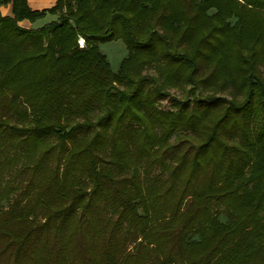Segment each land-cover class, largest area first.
<instances>
[{"label":"trees","instance_id":"obj_1","mask_svg":"<svg viewBox=\"0 0 264 264\" xmlns=\"http://www.w3.org/2000/svg\"><path fill=\"white\" fill-rule=\"evenodd\" d=\"M0 264H264V0H0Z\"/></svg>","mask_w":264,"mask_h":264},{"label":"rangeland","instance_id":"obj_2","mask_svg":"<svg viewBox=\"0 0 264 264\" xmlns=\"http://www.w3.org/2000/svg\"><path fill=\"white\" fill-rule=\"evenodd\" d=\"M79 46L83 47L85 42L82 38L79 39ZM101 52L107 57L111 64L112 69L116 72L119 70L122 60L127 56L126 46L122 41H112L108 43H102L99 45ZM174 96H182L181 91L171 90ZM228 96V93H225ZM171 98H166L161 102V107L163 109L171 108Z\"/></svg>","mask_w":264,"mask_h":264},{"label":"crops","instance_id":"obj_3","mask_svg":"<svg viewBox=\"0 0 264 264\" xmlns=\"http://www.w3.org/2000/svg\"><path fill=\"white\" fill-rule=\"evenodd\" d=\"M28 6L33 11H42L45 9H51L56 5L57 0H27ZM1 13L4 16H10L12 17V5L8 4L6 6L1 7ZM55 19V17L48 15L42 20L36 21L35 23H31L28 20H23L19 23V26H21L24 29H33V28H39L46 23L52 21Z\"/></svg>","mask_w":264,"mask_h":264}]
</instances>
